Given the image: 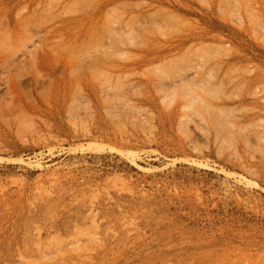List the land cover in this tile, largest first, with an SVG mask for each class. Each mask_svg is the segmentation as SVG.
I'll return each instance as SVG.
<instances>
[{"label":"rangeland","instance_id":"rangeland-1","mask_svg":"<svg viewBox=\"0 0 264 264\" xmlns=\"http://www.w3.org/2000/svg\"><path fill=\"white\" fill-rule=\"evenodd\" d=\"M0 264H264V0H0Z\"/></svg>","mask_w":264,"mask_h":264},{"label":"bare ground","instance_id":"bare-ground-1","mask_svg":"<svg viewBox=\"0 0 264 264\" xmlns=\"http://www.w3.org/2000/svg\"><path fill=\"white\" fill-rule=\"evenodd\" d=\"M14 106H15V104H14ZM17 106V105H16ZM5 111V110H4Z\"/></svg>","mask_w":264,"mask_h":264}]
</instances>
